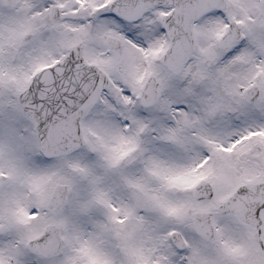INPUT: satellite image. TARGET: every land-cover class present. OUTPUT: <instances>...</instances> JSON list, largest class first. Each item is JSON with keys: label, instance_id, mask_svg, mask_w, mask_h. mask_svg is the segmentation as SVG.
<instances>
[{"label": "snow or ice", "instance_id": "1", "mask_svg": "<svg viewBox=\"0 0 264 264\" xmlns=\"http://www.w3.org/2000/svg\"><path fill=\"white\" fill-rule=\"evenodd\" d=\"M0 264H264V0H0Z\"/></svg>", "mask_w": 264, "mask_h": 264}]
</instances>
